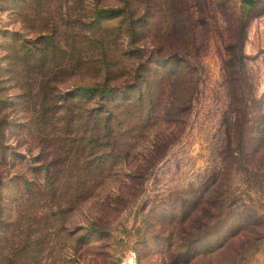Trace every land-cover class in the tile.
<instances>
[{"label":"rangeland","instance_id":"374dc122","mask_svg":"<svg viewBox=\"0 0 264 264\" xmlns=\"http://www.w3.org/2000/svg\"><path fill=\"white\" fill-rule=\"evenodd\" d=\"M122 4L0 0V219L17 223L19 264H119L128 250L137 264H264V0L201 4L190 110L126 118L100 159L55 111L94 72L79 24ZM174 35L169 51L186 44ZM42 100H57L47 115Z\"/></svg>","mask_w":264,"mask_h":264},{"label":"trees","instance_id":"16d2710c","mask_svg":"<svg viewBox=\"0 0 264 264\" xmlns=\"http://www.w3.org/2000/svg\"><path fill=\"white\" fill-rule=\"evenodd\" d=\"M122 1V6L115 9H99L94 5L92 16L86 18L89 20L79 24V28H86L88 34L78 42H84L87 49L90 48L85 63L94 72L87 84L74 89L75 99L71 100L72 95L61 97L58 101L63 104L55 111V115L60 114L66 121L62 131L75 124L78 133L81 131L80 136L86 131L91 133L87 146L89 149L100 147L102 153L97 157L100 159L112 156L126 118L138 117L148 123L165 107L168 110L164 115L189 111L199 83L192 60L194 51L188 47H194L197 40L196 27L200 18L195 11L207 0ZM241 24L239 46L244 22ZM174 33L186 34V44L169 51L166 47L171 46ZM147 40L156 46L148 49L143 44ZM159 40L163 44H158ZM124 41L126 49L122 46ZM49 54L52 59L55 57L54 52ZM41 104L45 105V115L52 111L53 106L45 100ZM46 217L51 218L49 214ZM9 223L0 219V225H5L6 229L0 240V264H19L23 250L17 243H12L17 223ZM101 232V227L94 222L87 235L93 237ZM80 238L86 240L84 236ZM191 241L189 239L188 244Z\"/></svg>","mask_w":264,"mask_h":264},{"label":"built area","instance_id":"2783aa9c","mask_svg":"<svg viewBox=\"0 0 264 264\" xmlns=\"http://www.w3.org/2000/svg\"><path fill=\"white\" fill-rule=\"evenodd\" d=\"M119 264H137L135 252L133 250H128L121 258Z\"/></svg>","mask_w":264,"mask_h":264}]
</instances>
